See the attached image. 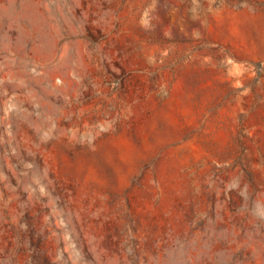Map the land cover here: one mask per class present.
<instances>
[{
	"label": "rangeland",
	"instance_id": "obj_1",
	"mask_svg": "<svg viewBox=\"0 0 264 264\" xmlns=\"http://www.w3.org/2000/svg\"><path fill=\"white\" fill-rule=\"evenodd\" d=\"M0 264H264V0H0Z\"/></svg>",
	"mask_w": 264,
	"mask_h": 264
}]
</instances>
